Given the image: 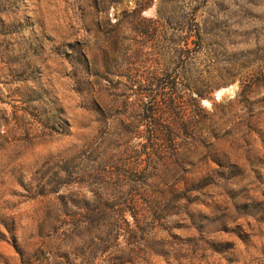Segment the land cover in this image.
<instances>
[{
	"label": "rangeland",
	"instance_id": "rangeland-1",
	"mask_svg": "<svg viewBox=\"0 0 264 264\" xmlns=\"http://www.w3.org/2000/svg\"><path fill=\"white\" fill-rule=\"evenodd\" d=\"M0 264H264V0H0Z\"/></svg>",
	"mask_w": 264,
	"mask_h": 264
},
{
	"label": "trees",
	"instance_id": "trees-1",
	"mask_svg": "<svg viewBox=\"0 0 264 264\" xmlns=\"http://www.w3.org/2000/svg\"><path fill=\"white\" fill-rule=\"evenodd\" d=\"M190 22H194L193 15L190 17ZM177 92L176 85L164 86V88L158 90V93L151 91L148 96L153 98V102L150 103L148 108L150 115L148 118L150 120L149 143L152 150L162 147L164 138L165 143L170 148L176 147L178 133L184 129L192 130L193 124L196 123L195 120L190 119L186 110L180 106V97ZM159 96L162 97V104L158 101ZM193 102L198 106V101L193 100Z\"/></svg>",
	"mask_w": 264,
	"mask_h": 264
}]
</instances>
